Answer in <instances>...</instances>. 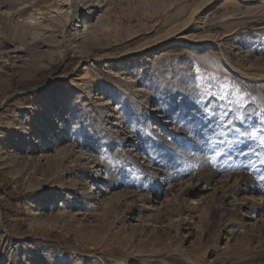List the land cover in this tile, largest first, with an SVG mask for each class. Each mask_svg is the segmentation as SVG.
Listing matches in <instances>:
<instances>
[{
  "label": "rangeland",
  "instance_id": "374dc122",
  "mask_svg": "<svg viewBox=\"0 0 264 264\" xmlns=\"http://www.w3.org/2000/svg\"><path fill=\"white\" fill-rule=\"evenodd\" d=\"M0 264H264V0H0Z\"/></svg>",
  "mask_w": 264,
  "mask_h": 264
},
{
  "label": "snow or ice",
  "instance_id": "6c2138e0",
  "mask_svg": "<svg viewBox=\"0 0 264 264\" xmlns=\"http://www.w3.org/2000/svg\"><path fill=\"white\" fill-rule=\"evenodd\" d=\"M182 99V98H181ZM180 100L177 101V103H179ZM204 113H205V116L208 115V109H207V106H205V109H204ZM188 114H185V117L184 118H187Z\"/></svg>",
  "mask_w": 264,
  "mask_h": 264
},
{
  "label": "bare ground",
  "instance_id": "6f19581e",
  "mask_svg": "<svg viewBox=\"0 0 264 264\" xmlns=\"http://www.w3.org/2000/svg\"><path fill=\"white\" fill-rule=\"evenodd\" d=\"M96 7V6H95ZM97 11V10H96ZM96 11H94V12H96ZM90 25L87 23V21L84 23V28L85 29H87L88 27H89ZM178 35V34H177ZM183 36H178V39L180 38H182ZM184 38V37H183Z\"/></svg>",
  "mask_w": 264,
  "mask_h": 264
}]
</instances>
